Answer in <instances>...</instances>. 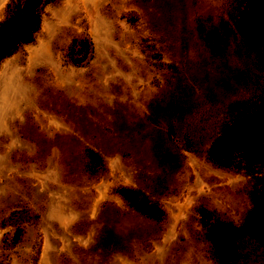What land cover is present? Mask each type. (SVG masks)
I'll return each instance as SVG.
<instances>
[{
	"label": "rangeland",
	"instance_id": "1",
	"mask_svg": "<svg viewBox=\"0 0 264 264\" xmlns=\"http://www.w3.org/2000/svg\"><path fill=\"white\" fill-rule=\"evenodd\" d=\"M27 3L33 39L0 60V264H226L207 216L236 228L228 264H264L247 223L264 165L211 158L264 94L262 56L235 30L242 2L0 0V25L23 11L0 43Z\"/></svg>",
	"mask_w": 264,
	"mask_h": 264
},
{
	"label": "trees",
	"instance_id": "2",
	"mask_svg": "<svg viewBox=\"0 0 264 264\" xmlns=\"http://www.w3.org/2000/svg\"><path fill=\"white\" fill-rule=\"evenodd\" d=\"M243 4L239 19L234 23L235 30L240 37L246 40V44L252 45L262 56L264 63V0H239ZM24 12L30 14L26 26L18 33L4 36L0 43V60L10 56L20 46L28 44L33 39V32L39 26V15L32 14V7L29 3L24 7ZM22 12H18L17 16ZM16 16V17H17ZM16 17L0 25V34L7 32L13 25ZM80 43V44H79ZM77 47H72L71 60L74 64H81L87 59L91 51V43L81 40ZM216 50L221 51V41L218 37L214 39ZM82 48L84 52L82 53ZM264 94L256 97L246 106L239 105L232 113L230 122L220 133L212 146V159L219 163L222 156L231 155L236 152L245 153L249 163H260L264 165ZM120 193L125 196H132L129 189H121ZM247 223L255 220L253 227L254 235L264 244V197L261 207L255 209ZM256 218V219H254ZM207 219V236L218 252L221 263L233 262L238 257V250L235 241L236 228L226 223H214L210 217Z\"/></svg>",
	"mask_w": 264,
	"mask_h": 264
}]
</instances>
